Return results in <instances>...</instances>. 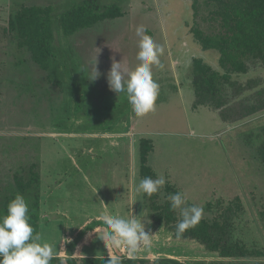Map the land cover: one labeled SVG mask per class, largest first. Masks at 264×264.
I'll use <instances>...</instances> for the list:
<instances>
[{
  "label": "rangeland",
  "instance_id": "obj_1",
  "mask_svg": "<svg viewBox=\"0 0 264 264\" xmlns=\"http://www.w3.org/2000/svg\"><path fill=\"white\" fill-rule=\"evenodd\" d=\"M80 1L0 0V25L23 2L53 6L58 60L53 70L36 68L0 28V183L10 182L20 164L35 161V145H40L42 240L55 246V254L62 245L64 258L58 256L65 259L75 252L73 242L82 222L112 211L122 218L143 217L151 237L150 247L134 255L143 259L142 264L159 256L186 264L216 260L218 254L203 243L178 239L168 227L154 223L149 199L135 191L142 179L139 152L145 137L154 143L149 162L156 178L162 175L166 184L175 183L186 206L202 207L203 216H232L235 235L264 250V170L256 161L255 146L241 142L250 130V137L256 139L264 126V90L252 89L259 81L249 80L252 72L250 77L236 75L222 108L199 105L192 82L193 58L221 68L218 51L204 50L191 33L192 0H98L120 6L123 15L67 36L59 21ZM139 25L165 49L160 57L164 67H153V79L160 86L155 111L143 117L135 116L126 93L112 91L107 80L113 60L129 69L138 63L135 29ZM96 55L101 75L90 81ZM21 57L25 62H19ZM260 79L264 81V71ZM22 136L27 139L17 138ZM166 184L161 200L169 197ZM53 206L60 207L58 214ZM62 220L74 221L69 223L72 231L65 233L55 225ZM103 232L99 228L90 235L89 245L80 247L82 252L104 253L98 236ZM111 256H116L114 251Z\"/></svg>",
  "mask_w": 264,
  "mask_h": 264
},
{
  "label": "trees",
  "instance_id": "obj_2",
  "mask_svg": "<svg viewBox=\"0 0 264 264\" xmlns=\"http://www.w3.org/2000/svg\"><path fill=\"white\" fill-rule=\"evenodd\" d=\"M193 21L191 33L196 42L204 50L218 51L217 69L199 57L192 61V82L199 105L213 104L222 108L227 87L233 84L234 76L254 75L249 80H258L253 87L256 92L264 90L261 72L264 71V0H192ZM52 4H27L14 6L7 22L0 25L2 31L10 36L13 47L19 54L26 53L29 62L43 71L53 70L58 66L54 51V17ZM123 15L120 6L102 5L98 0H81L66 10L60 19V26L65 35L92 29L97 24L115 19ZM19 62H25L21 57ZM27 66H30L29 64ZM1 83V81H0ZM245 85V82H241ZM247 89V88H245ZM246 96L252 92H244ZM264 110V109H263ZM257 111L248 116H253ZM237 124L239 122H236ZM236 123H233L236 124ZM251 131V130H250ZM242 139L245 146L254 145L255 158L258 166L264 170V126L257 130L256 139ZM18 139H27L25 136ZM239 141V139H238ZM258 143L257 145H255ZM40 145L36 144V160L29 165L20 164L13 174L12 180L6 184L0 183V215L6 214L8 202L16 194L24 196L29 208V223L34 229V235H40L41 218V155ZM151 139L141 137L139 158L140 175L156 178V172L149 162L150 153L154 150ZM1 181V178H0ZM165 191L171 194L180 192L175 183H167ZM162 189L149 199L151 218L154 223L164 225L175 235V226L180 219L179 211L170 208L168 197L160 199ZM240 202V198H237ZM188 206V205H187ZM232 206H229L231 208ZM236 207H240L237 203ZM264 221V208L261 211ZM46 218H44L45 220ZM47 220V219H46ZM232 216H203L193 228L186 230L181 238L194 239L203 243L206 248L216 252L218 257L210 264H264V250L250 246L247 241L234 233ZM121 264H142L143 259L128 258L117 254ZM106 257H85L82 264H107ZM79 258L71 253L63 259L55 255L50 264H81ZM151 264H186L168 256H159Z\"/></svg>",
  "mask_w": 264,
  "mask_h": 264
},
{
  "label": "clouds",
  "instance_id": "obj_3",
  "mask_svg": "<svg viewBox=\"0 0 264 264\" xmlns=\"http://www.w3.org/2000/svg\"><path fill=\"white\" fill-rule=\"evenodd\" d=\"M135 33L138 37V63L129 69L123 67L121 62L113 60L107 80L112 91L126 93L135 116L143 117L155 111L160 86L153 79V67H164L160 57L164 55L165 49L146 34L143 25L137 26ZM100 75L96 55L88 80L94 81ZM165 184L166 180L162 175L155 179L144 177L135 186V191L150 197L159 192ZM168 199L171 210H178L180 214L175 226V235L179 239L186 230L200 222L204 209L196 205L186 206L185 197L181 192L171 194ZM6 207V214L0 215V264H50L55 256V246L43 241L41 235H34L24 196L16 194ZM142 218L137 220L133 214L130 218L103 214V224L108 230L98 234L99 239L104 242L107 250L111 249L118 254L121 248H126L129 255L134 256L141 248L150 247L151 234L145 231ZM107 264H121V261L116 256L109 255Z\"/></svg>",
  "mask_w": 264,
  "mask_h": 264
},
{
  "label": "crops",
  "instance_id": "obj_4",
  "mask_svg": "<svg viewBox=\"0 0 264 264\" xmlns=\"http://www.w3.org/2000/svg\"><path fill=\"white\" fill-rule=\"evenodd\" d=\"M121 182H123V177L121 178V180H120ZM43 183V182H42ZM118 183H119V181H118ZM53 208H55L56 209V211H58L57 212V214L59 213V206H53ZM103 214H108V215H110V216H113V217H119V216H117V215H114V212H112V211H105V213H103ZM102 213H100V214H96L95 215V218H93V221H91L90 220V222H88V221H86L87 219H85L83 222H82V225H83V227H80L76 232L78 233V235H80V236H78L77 235V238L74 240V242L73 243H76V246H75V252H76V249H80L81 250V246L82 245H89L88 244V241H87V239L90 237V235H92V234H94V233H96L97 232V229H103L104 231H107L108 229H107V226L106 225H104L103 224V220H102V215H103ZM62 216L65 218V219H69V216H67L66 214L65 215H63L62 214ZM49 220V219H48ZM54 221V220H53ZM70 222H74L73 220H71V221H68L67 220V222H65V221H60V222H57V221H55V225H58L60 228H63L64 229V231H65V233H67V232H69L70 230L72 231V229H70ZM56 223H58V224H56ZM47 224H51V221H49ZM51 225H54V224H51ZM74 234H75V232H74ZM64 236V235H63ZM81 237V238H80ZM63 239V238H62ZM94 239V238H93ZM98 240V239H97ZM96 240V241H97ZM102 243H103V245H104V253H94V252H91V253H84V252H82V250H81V252H82V254H81V252L79 253V254H75V252L73 253V255L74 256H78L79 258H85V257H106V256H109V255H111L112 253H113V250H111V249H108L107 250V248H106V246H105V244H104V242L102 241ZM101 245V244H100ZM102 246V245H101ZM87 247V246H86ZM103 247V246H102ZM60 255L64 258V256H63V246L61 245L60 247ZM83 248H85V247H83ZM90 252V251H89ZM115 252V251H114ZM59 253H56L55 255H58ZM115 254H116V252H115ZM68 256V255H67ZM66 256V257H67Z\"/></svg>",
  "mask_w": 264,
  "mask_h": 264
},
{
  "label": "built area",
  "instance_id": "obj_5",
  "mask_svg": "<svg viewBox=\"0 0 264 264\" xmlns=\"http://www.w3.org/2000/svg\"><path fill=\"white\" fill-rule=\"evenodd\" d=\"M142 249H143V248H141L140 250H142ZM140 250H139V251H140ZM119 252H120V254L125 255V256H127V257H129V258H133V257H135V256H130L126 248H121Z\"/></svg>",
  "mask_w": 264,
  "mask_h": 264
}]
</instances>
